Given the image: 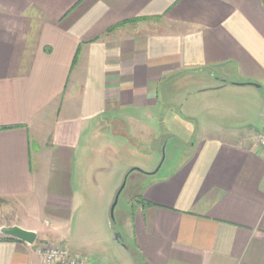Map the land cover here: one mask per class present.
<instances>
[{
    "label": "crops",
    "instance_id": "obj_1",
    "mask_svg": "<svg viewBox=\"0 0 264 264\" xmlns=\"http://www.w3.org/2000/svg\"><path fill=\"white\" fill-rule=\"evenodd\" d=\"M262 89L264 0H0V228L36 234L0 236V264L46 244L89 264L75 252L109 240L110 158L147 162L141 144L174 128L194 137L187 159L128 172L145 177L135 264H264ZM206 105L253 120L199 136Z\"/></svg>",
    "mask_w": 264,
    "mask_h": 264
},
{
    "label": "rangeland",
    "instance_id": "obj_2",
    "mask_svg": "<svg viewBox=\"0 0 264 264\" xmlns=\"http://www.w3.org/2000/svg\"><path fill=\"white\" fill-rule=\"evenodd\" d=\"M208 104L211 105L209 102ZM205 107V110L199 109L198 113L196 112L197 118L193 122L194 134H199V136L205 134L204 130L211 132L214 128H239L248 120L249 122L253 120V115L243 117L233 116L229 118L228 115L217 114L213 111L214 108H208L207 105ZM215 109L218 110L217 108ZM255 114L264 120V89L260 92L258 108ZM260 121L262 123V119ZM166 128L168 127L166 126ZM211 133L215 135L221 134V132L215 130ZM159 135L163 139V145L160 141L154 142L151 145L145 142L141 144V150L148 153V157H145L147 162L138 160V158H132L128 149L127 151H119L117 157L110 158L111 173L109 186L104 191H100V194H104L103 213L101 215H105L106 224L103 223V227L102 224L98 227L99 234L102 231H105V233L109 231L107 233L109 240L103 245L98 246L95 244L92 247L94 249L92 251L75 252L86 258L89 264H135L132 255V253H135L133 251L132 230L130 229V220L128 219H130L132 214L130 211L131 206L141 200L142 182L145 180V177L140 172H128L133 168H139L148 170L153 175L158 173L157 176H161L167 171L177 168L187 159L190 156L191 145L194 143V137L188 141L187 133L181 129L174 128L172 133H160ZM162 135H165V137ZM160 144L163 146L161 149L159 147ZM152 160L157 162L152 165ZM124 182L125 185L121 189ZM117 195V204L113 213L115 222L112 223L109 220V211ZM107 218L110 225L108 228ZM115 234L120 236L122 244L114 241ZM137 264H140V262Z\"/></svg>",
    "mask_w": 264,
    "mask_h": 264
},
{
    "label": "built area",
    "instance_id": "obj_3",
    "mask_svg": "<svg viewBox=\"0 0 264 264\" xmlns=\"http://www.w3.org/2000/svg\"><path fill=\"white\" fill-rule=\"evenodd\" d=\"M256 143L264 151V134L257 137ZM35 254L39 258L37 264H86L84 259L71 256L63 247L39 245Z\"/></svg>",
    "mask_w": 264,
    "mask_h": 264
},
{
    "label": "water",
    "instance_id": "obj_4",
    "mask_svg": "<svg viewBox=\"0 0 264 264\" xmlns=\"http://www.w3.org/2000/svg\"><path fill=\"white\" fill-rule=\"evenodd\" d=\"M246 85H251V86H254L256 88H259L255 84L246 83ZM133 171H139V170L133 169ZM124 185H125V182L123 183L121 189L124 187ZM118 195H119V193H118ZM118 195L115 197V200H114V202L110 208V211H109V220L112 223L115 222L113 213H114L115 206L117 204ZM0 236L17 240L23 244L28 245V246L33 245L35 238H36V234L34 232L24 230L18 226L1 227L0 228ZM114 240L116 242L122 244V240L118 234L114 235Z\"/></svg>",
    "mask_w": 264,
    "mask_h": 264
},
{
    "label": "trees",
    "instance_id": "obj_5",
    "mask_svg": "<svg viewBox=\"0 0 264 264\" xmlns=\"http://www.w3.org/2000/svg\"><path fill=\"white\" fill-rule=\"evenodd\" d=\"M134 259L136 260L137 256L135 255V253H132Z\"/></svg>",
    "mask_w": 264,
    "mask_h": 264
}]
</instances>
